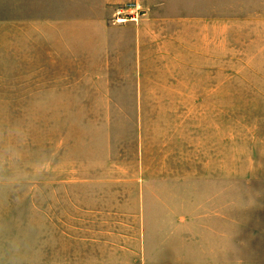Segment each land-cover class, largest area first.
Listing matches in <instances>:
<instances>
[{
	"label": "rangeland",
	"instance_id": "374dc122",
	"mask_svg": "<svg viewBox=\"0 0 264 264\" xmlns=\"http://www.w3.org/2000/svg\"><path fill=\"white\" fill-rule=\"evenodd\" d=\"M36 7L0 0V245L234 242L264 264V0H130L121 41L40 40Z\"/></svg>",
	"mask_w": 264,
	"mask_h": 264
},
{
	"label": "crops",
	"instance_id": "0c3cea01",
	"mask_svg": "<svg viewBox=\"0 0 264 264\" xmlns=\"http://www.w3.org/2000/svg\"><path fill=\"white\" fill-rule=\"evenodd\" d=\"M36 1L38 12L35 25L40 40L121 41L125 34L116 32L117 30L127 28L134 31L135 28L134 24H126V27L110 25L116 11L130 0ZM14 7L18 8L16 5ZM138 31L140 34V29ZM138 35L132 36L134 45ZM0 264L253 263L238 262L237 246L234 242L144 240L3 244L0 245Z\"/></svg>",
	"mask_w": 264,
	"mask_h": 264
}]
</instances>
